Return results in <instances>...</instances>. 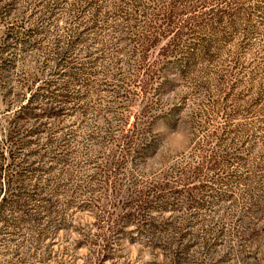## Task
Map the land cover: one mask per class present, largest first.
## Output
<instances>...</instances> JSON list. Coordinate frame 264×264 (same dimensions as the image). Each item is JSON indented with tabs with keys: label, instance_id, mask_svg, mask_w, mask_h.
Wrapping results in <instances>:
<instances>
[{
	"label": "trees",
	"instance_id": "1",
	"mask_svg": "<svg viewBox=\"0 0 264 264\" xmlns=\"http://www.w3.org/2000/svg\"><path fill=\"white\" fill-rule=\"evenodd\" d=\"M32 3L33 12L34 7L41 11L39 24L21 25L19 20V25H3L0 33V93L7 109L0 141L10 158L3 167L7 189L0 200L13 194L8 180L19 167V174H56L46 187L36 185L34 196L28 193L30 200L76 202L79 171L91 157L79 155L85 154L81 148L86 144L76 146L73 138L92 141L93 129L83 134L81 129L87 120L97 124L101 119L96 142L103 150L92 155L104 158L94 162L101 194L82 198L99 202L109 195L113 204H128L118 213L123 220L107 222L112 233L122 229L130 209L142 224L150 209L162 210L171 189L204 177L222 198L238 202L240 212L248 211L259 187L264 189V154H252L257 143L264 147V0ZM51 11L66 17L63 25L57 17L51 18L53 25H40L49 22L43 14ZM25 54L33 64L27 68L22 63L11 75L14 89L5 72ZM164 87L179 88L182 94L166 105L158 97ZM193 93L201 96L186 120L193 141L189 155L150 177L119 175L125 160L143 157L153 148V121L181 115ZM135 96L139 107L130 118L127 113L112 116V124L104 114L111 111L107 102L124 104ZM27 143L32 144L30 151ZM28 155L33 161L24 159ZM54 213L53 220L61 217ZM99 237L102 246L115 240L105 233Z\"/></svg>",
	"mask_w": 264,
	"mask_h": 264
},
{
	"label": "rangeland",
	"instance_id": "2",
	"mask_svg": "<svg viewBox=\"0 0 264 264\" xmlns=\"http://www.w3.org/2000/svg\"><path fill=\"white\" fill-rule=\"evenodd\" d=\"M32 1L0 0V33L4 29L3 25L8 23L19 25L21 21V25H31L29 22L33 21L39 24L41 11H37L35 7L34 12L32 11ZM51 13L52 11L43 14L49 15L48 21L51 23L41 22L40 25H53L54 17L63 25L66 17H60L58 12L53 15ZM65 15L68 16L66 13ZM17 62L8 73L5 72V76L9 78L7 82L11 86L15 85L11 75L23 64L27 68L33 64L27 54ZM180 94L182 90L179 88L171 90L164 87L158 97L168 105L171 101L176 102ZM200 96L201 94L196 93L188 95L181 115L176 117V114H173L169 120L156 118L151 125V132L155 136L153 148L143 157L125 160L119 175L122 174L126 178H130V175L150 177L159 169H167L179 159L186 158L193 148L192 134L186 120L190 111L197 106ZM117 101L109 100L107 105H110L111 111L104 113L111 116L112 124V116L127 113L130 118L140 102L138 96L128 102L123 100L124 104ZM6 110V101L0 93V125ZM103 125L101 119H98L97 124L87 120L81 134L93 129L95 138L89 142L78 135L73 138L77 141L74 142L76 146L86 144V148H81V152L84 151L85 154L79 155L91 157L89 164L85 162L79 171L82 173L78 175L76 188L79 198L76 202L66 205L62 202L30 200L28 193L34 196L32 190L36 185L46 187L47 179L56 175L54 173L37 170L19 174L18 167L10 176L8 184L13 194L0 200V264H264L262 186L255 191L258 195L253 200L255 203L247 205V212H240L241 206L238 202L222 198L215 184L205 181V177L200 178L186 186L171 189L165 204H162V210L150 209V217L142 224L136 220L135 210L130 209V213L124 218L127 222L123 224L122 229L117 232L113 230V233L109 231L107 222L112 218L116 221L123 220L118 213L123 211L122 207H128V204H113L109 195L100 198L99 202L82 198H94L101 194L100 176L96 172L98 167L94 162L99 163L104 158H101V155H92H95L97 150H103L99 147V142H96L102 133ZM115 131H118L117 127L113 130ZM259 145L262 144L257 143L252 149L255 158L256 154H264V147ZM3 147L4 143L0 141V196L4 189H7L3 167L10 160L1 150ZM31 148L32 144L27 143L26 151ZM24 159L29 162L33 161L34 157L28 155ZM19 160L20 157L13 158L14 163H19ZM215 193L220 198L213 196ZM151 204L152 201L146 205ZM99 207H102L104 212H101ZM22 209L26 210V213L23 214ZM55 210L61 217L53 220ZM111 223L118 227V224ZM103 233L109 235V238L113 237L114 242L100 245L102 241L99 234Z\"/></svg>",
	"mask_w": 264,
	"mask_h": 264
}]
</instances>
